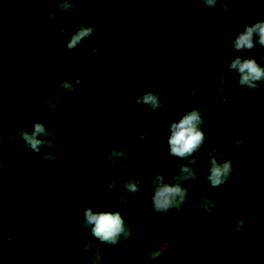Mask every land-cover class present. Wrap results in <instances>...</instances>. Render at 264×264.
<instances>
[{"label": "trees", "instance_id": "obj_1", "mask_svg": "<svg viewBox=\"0 0 264 264\" xmlns=\"http://www.w3.org/2000/svg\"><path fill=\"white\" fill-rule=\"evenodd\" d=\"M230 9L199 0H77L53 26L44 19L50 4L0 0V264H95L97 251L100 264H264V80L250 90L228 69L238 55L264 67L259 45L243 53L231 45L264 20V3ZM82 26L93 34L69 50ZM148 90L165 108L135 102ZM48 97L61 100L55 111L44 107ZM193 108L205 134L193 154L200 179L187 182L193 195L182 210L154 212L144 189L154 170L172 182L186 162L169 155L168 138L171 121ZM37 121L55 129L54 148L34 152L17 134ZM113 148L127 159L107 160ZM213 148L234 169L219 187L207 180ZM120 164L136 169L140 193L125 189ZM205 200L208 211L197 207ZM89 207L120 211L131 237L115 246L94 237L82 226ZM237 216L248 219L243 235Z\"/></svg>", "mask_w": 264, "mask_h": 264}, {"label": "clouds", "instance_id": "obj_2", "mask_svg": "<svg viewBox=\"0 0 264 264\" xmlns=\"http://www.w3.org/2000/svg\"><path fill=\"white\" fill-rule=\"evenodd\" d=\"M35 2L47 3L53 6V10L44 19L46 23L52 22L53 26H55L58 15L72 11L77 0H35ZM185 2H188V0H185ZM199 2H202L208 8L229 12L231 10V3L254 2L261 4L264 3V0H199ZM61 24L60 31H64L65 24L63 22ZM93 32L94 27L82 26L71 36L67 43V48L69 50L75 49L85 38L90 37ZM210 39L214 40L215 37ZM231 45L240 53L251 51L257 45H259L260 49H264V20H256L254 23L247 24L231 42ZM228 69L230 72L238 74L239 86L250 90L256 89L258 82L264 80V67H261L257 59L252 56H236L229 62ZM0 84H2V71H0ZM60 86L69 92L74 91V85L68 80L61 81ZM135 102L150 106L151 109L156 111L165 108L160 95L151 90L142 92L136 97ZM60 103V99H56L53 102L52 97H48L44 107L55 111ZM2 114V107H0V116ZM202 122L200 110L195 108L183 114L178 120L171 121V134L168 138L169 155L186 162L180 165L178 173L173 174L172 182H166L165 172H156L154 170L152 173V178L148 181L144 191L151 194V204L154 212L167 214L172 209H176L179 212L187 203L190 196L193 195V189L190 186H186V184L189 181H198L200 179L197 169L194 167L197 164L198 157L193 154L200 152L205 143V134L200 128ZM3 130V121L0 119V142L3 139ZM17 134L22 138L26 146L34 152H40L42 148H54L58 139L55 129L49 130L39 121L34 124L32 132H28L25 128H20ZM235 143L237 146H241L244 141L238 139ZM207 155L210 164L207 180L211 186L219 187L232 179L234 169L230 160L219 163L218 157L220 156L217 148H213L212 151L207 152ZM118 157H122L123 160L127 159L123 149L117 150L113 148L108 152L106 159L116 164ZM43 158L49 163H52L56 159L55 155L49 152H44ZM119 167L121 169H128V172L125 174L127 176L124 183L125 189L134 194L140 193L142 190L140 187L141 181L135 176L136 169L122 166L121 164ZM0 168H2V165H0ZM116 182V179L110 180L107 185L108 188H113ZM211 204V201L205 200L198 203L197 207L208 211ZM233 223L236 231L243 235L248 219L237 216L234 218ZM82 226L86 229L91 228V233L94 237L111 246L118 245L122 239L128 240L132 235V229L126 225L120 211L94 212L91 207L86 208L83 212ZM142 228V225L137 226L138 231L142 230ZM83 246L87 247L86 244H83ZM160 254L159 251H153L150 255L152 259H156ZM103 258L99 251H97L95 264H100Z\"/></svg>", "mask_w": 264, "mask_h": 264}]
</instances>
